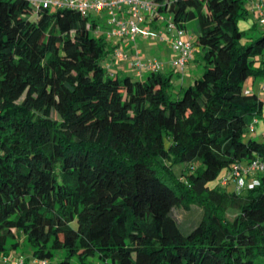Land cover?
Instances as JSON below:
<instances>
[{
  "label": "trees",
  "instance_id": "obj_1",
  "mask_svg": "<svg viewBox=\"0 0 264 264\" xmlns=\"http://www.w3.org/2000/svg\"><path fill=\"white\" fill-rule=\"evenodd\" d=\"M151 1L178 30L195 24L203 73L186 87L173 70H112L95 15L0 0L1 258L264 264V172L220 184L264 159L247 136L264 113L247 87L264 78V26L240 30L249 0ZM192 207L200 218L180 225L174 211Z\"/></svg>",
  "mask_w": 264,
  "mask_h": 264
},
{
  "label": "built area",
  "instance_id": "obj_2",
  "mask_svg": "<svg viewBox=\"0 0 264 264\" xmlns=\"http://www.w3.org/2000/svg\"><path fill=\"white\" fill-rule=\"evenodd\" d=\"M34 9H63L68 8L79 12L83 16L105 14L107 21V38L125 41L135 47L130 63L133 71L139 77L145 73L163 70V64L157 59L145 58L137 50V39L161 40L164 38L159 32L148 27L150 21L157 20L168 31H175V37L170 46L173 58L170 60V68L177 74H184L187 65L193 58V45L190 38L186 37L185 31L178 30L168 17L157 14V6L151 0H27ZM257 21L264 26V0H249ZM114 61H128L130 56L120 48H115L111 53ZM109 68V66H106ZM264 92V85L261 87ZM264 172V159L254 160L248 166L234 167L230 176H223L220 184L226 185L229 179L236 183V189H241L246 184L247 177L255 173ZM232 177V178H231ZM256 180L247 184L249 189L257 186ZM4 264H26L24 258L17 257L13 260L3 258ZM34 264H48L46 261L35 260Z\"/></svg>",
  "mask_w": 264,
  "mask_h": 264
},
{
  "label": "crops",
  "instance_id": "obj_3",
  "mask_svg": "<svg viewBox=\"0 0 264 264\" xmlns=\"http://www.w3.org/2000/svg\"><path fill=\"white\" fill-rule=\"evenodd\" d=\"M255 19V18H254ZM149 28L154 29L155 32H160L162 34V37L164 38L163 41L161 40H155V41H144L145 44L142 46H139L138 44L136 45L138 48L137 50L140 51L141 55L145 58H149V55H152L155 57L154 59H157L160 63L163 64V72L167 73L170 72L172 69L170 68V60L173 58V52L170 46L171 40L175 37V31L168 32L165 28L164 25H161L157 20L153 19L150 21ZM253 27V25H252ZM186 37L189 38L188 32L185 31ZM249 36H252L249 35ZM112 45L116 46V48H120L130 57L133 55V46L125 41H121L118 39H111ZM197 50V49H196ZM196 50H194L193 58L191 62L187 65L186 71L184 72L186 75H174L173 76V81L175 82L176 87H181L183 83L187 80V83L189 82L188 80H193L196 72V63H197V58L195 57ZM149 53V54H147ZM107 62H110L111 69L117 72L119 75L123 73L124 71L130 70L131 65L129 61H124V63H120L121 61H112L111 58L109 57ZM116 62L119 63V68L117 67ZM193 64V66H192ZM195 68V69H194ZM136 77V74H134ZM146 73L142 76L145 77ZM191 82L188 83V85ZM264 85V78L255 80L253 82H249L247 87L251 88L254 92H256L260 99L264 101V92L261 91V87ZM247 136L249 138H254L260 142L264 141V113H262L261 119H259L253 127L249 130ZM19 256H23L25 263L26 264H34L35 260L31 257L30 252H24L23 254H20V251L12 252L9 257L6 259L13 260ZM0 264H4L3 258L0 257Z\"/></svg>",
  "mask_w": 264,
  "mask_h": 264
},
{
  "label": "rangeland",
  "instance_id": "obj_4",
  "mask_svg": "<svg viewBox=\"0 0 264 264\" xmlns=\"http://www.w3.org/2000/svg\"><path fill=\"white\" fill-rule=\"evenodd\" d=\"M246 8H247V10H248V12H249V14H248V16L246 17V19H243V20H241L239 23H238V26H239V28H240V30L241 31H245L246 32V34L249 36V35H251L252 34V36H254V37H259L260 36V34H261V30H260V28L258 29H255V30H251L252 29V25L255 23V19H254V17H255V15H254V13H253V10H252V6H251V4H249V2H247L246 3ZM96 16V18H98V20H99V23L101 24V25H106L107 24V21H108V19H109V17L107 16L106 17V15L105 14H101V15H95ZM194 31H195V24L194 23H190L188 26H187V32H188V35H189V38H190V42H192V44H193V42H194V40H195V38H196V34H194ZM144 41H147V40H141V39H137V44L139 45V46H142V45H144L145 44V42ZM133 46V45H132ZM136 48H138L137 46H136ZM197 48H195L194 47V45H193V52H194V50H196ZM134 50H135V47L133 46V50H132V52H134ZM147 54H149V53H147ZM149 57V59H153V58H155V57H153L152 55H149L148 56ZM195 57L197 58V63L195 64L196 65V72H195V76H196V78L197 77H200L201 75H202V73H203V66H202V64L201 63H199L200 62V58H201V56H200V52H199V50L197 49L196 50V53H195ZM132 57H130V59L128 60L130 63H132ZM124 63V61H121L120 63ZM116 66L117 67H115L116 69L117 68H119L118 66H119V63L118 62H116ZM192 66H193V64H192ZM195 69V68H194ZM135 74V72L132 70V67L130 68V70H127V71H124L123 73H121L120 74V76H122V75H126V76H130L132 79H137V77L134 75ZM179 75H186L185 73L184 74H179ZM189 82H192L191 80H188ZM188 82V83H189ZM188 83H187V80L185 81V83H183L182 84V87H186L187 85H188ZM51 117L53 118V119H56V120H58L59 118H58V116L55 114V113H51ZM232 188H233V184H229V186H228V191L230 192L231 190H232ZM173 216H174V218H175V220L180 224V225H183V226H190V224H192V223H195L199 218H200V210L199 209H197V208H191L189 211H184V210H175L174 211V213H173ZM181 228V230L184 232V233H187L188 232V230L187 229H184V228H182V227H180ZM23 249V248H22ZM28 250V249H27ZM23 251L24 252H28V251H25V249H23ZM61 256H62V254L60 253V252H57L56 254H55V256L53 257V259L51 260V262H50V264H58V261L60 260V258H61ZM92 260V264H102L100 261H98V259H96V258H94V259H91Z\"/></svg>",
  "mask_w": 264,
  "mask_h": 264
}]
</instances>
